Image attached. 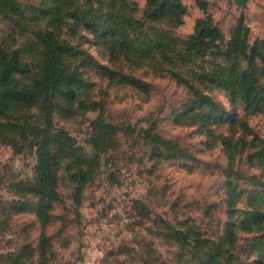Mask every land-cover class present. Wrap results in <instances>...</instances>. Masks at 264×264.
Masks as SVG:
<instances>
[{
  "label": "rangeland",
  "instance_id": "obj_1",
  "mask_svg": "<svg viewBox=\"0 0 264 264\" xmlns=\"http://www.w3.org/2000/svg\"><path fill=\"white\" fill-rule=\"evenodd\" d=\"M181 2L152 19L147 0H0V264H264V112L223 83L236 64L264 96V0ZM43 30L63 77L19 104ZM15 59L30 71L7 82Z\"/></svg>",
  "mask_w": 264,
  "mask_h": 264
},
{
  "label": "trees",
  "instance_id": "obj_2",
  "mask_svg": "<svg viewBox=\"0 0 264 264\" xmlns=\"http://www.w3.org/2000/svg\"><path fill=\"white\" fill-rule=\"evenodd\" d=\"M6 1V0H5ZM150 11L148 12L149 17L152 19H158L164 16H177L183 14L185 6L181 0H147ZM242 23V22H241ZM206 24L205 20L198 22L199 35L194 43L191 44V49L199 54H206L210 49L217 48L216 43L218 39V32L209 27L200 28ZM38 39L43 46L42 61L40 65V71L33 78L30 85H23L14 91L11 96L19 104L35 105L43 96L49 92L51 86H55L59 83V80L63 77L62 64L66 55L70 52L66 45L61 43V40L54 36L51 31H38L36 32ZM245 35L237 36L233 41V49L229 50L226 54L229 58L236 54L245 42ZM15 62H11L9 65L10 70L6 80L7 82L12 79L11 73L17 72H29L30 69H21L19 60L15 59ZM232 80L223 82L227 87H231L236 92H241L243 101L251 108H255L259 111L264 112V96L262 95L259 88H257L251 79L250 73L245 70L238 69L235 64L233 67ZM70 82L79 83L81 79L72 73L70 76ZM133 85L141 87V83L130 78ZM51 150L48 144L42 145L39 148V166L38 170L40 173V190L44 197L51 195L52 197L57 195L55 184L57 178L51 176L53 169V163L51 161ZM181 234V233H179ZM195 242L197 241L194 240ZM190 245V244H189ZM224 264V263H222Z\"/></svg>",
  "mask_w": 264,
  "mask_h": 264
}]
</instances>
